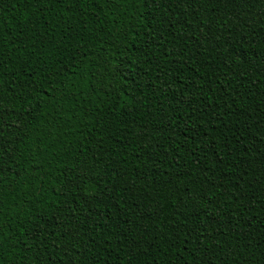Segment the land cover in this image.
Returning <instances> with one entry per match:
<instances>
[{
    "label": "trees",
    "instance_id": "16d2710c",
    "mask_svg": "<svg viewBox=\"0 0 264 264\" xmlns=\"http://www.w3.org/2000/svg\"><path fill=\"white\" fill-rule=\"evenodd\" d=\"M0 264H264V0H0Z\"/></svg>",
    "mask_w": 264,
    "mask_h": 264
}]
</instances>
